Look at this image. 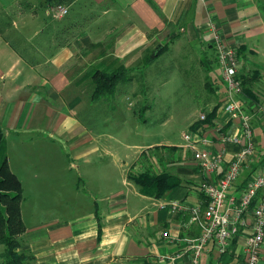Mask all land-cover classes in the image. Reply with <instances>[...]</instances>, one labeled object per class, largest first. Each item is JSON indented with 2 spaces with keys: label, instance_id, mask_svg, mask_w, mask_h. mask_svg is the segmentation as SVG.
<instances>
[{
  "label": "crops",
  "instance_id": "crops-1",
  "mask_svg": "<svg viewBox=\"0 0 264 264\" xmlns=\"http://www.w3.org/2000/svg\"><path fill=\"white\" fill-rule=\"evenodd\" d=\"M212 24L238 49L245 87L237 99L253 123L255 150L229 193L239 194L240 185L264 174V0H0V125L23 189L22 264H193L185 239L198 236L201 225L170 203L205 208L200 183L220 180L240 149L221 137L240 134V127L225 106ZM166 49L186 78L199 73L206 93L179 140L136 142L134 112L95 117L104 102L93 96L100 72L135 71L128 92L142 103L139 73L150 77L152 61ZM209 112L211 123L201 121ZM199 150L224 151L225 163L205 171ZM139 173H167L178 184L144 185L132 177ZM256 201L264 204V190ZM246 221L226 254L210 242L201 264L243 258L252 214ZM6 252L0 247V264H8Z\"/></svg>",
  "mask_w": 264,
  "mask_h": 264
},
{
  "label": "built area",
  "instance_id": "built-area-1",
  "mask_svg": "<svg viewBox=\"0 0 264 264\" xmlns=\"http://www.w3.org/2000/svg\"><path fill=\"white\" fill-rule=\"evenodd\" d=\"M58 11L61 15H65L68 9L59 5ZM211 31L222 80L227 86L225 106L232 118L239 120L240 127V134H223L221 137L226 142L233 141L239 144L240 149L228 164L220 180L216 183L211 181L200 183L199 188L207 198L205 208L180 202H172L170 206L187 211L191 215V220L201 225V233L198 236L185 239L184 245L192 254L193 264H201L202 254L208 249L210 242L215 244L219 253L226 254L234 237L247 224L248 215L252 214L253 225L251 234L247 237L245 256L234 264H258L264 242V204L257 202L256 197L259 190H264V174H258L253 180L240 185L239 194H229L236 188L235 182L255 150L253 123L251 115L237 99L244 93L243 80L239 73L238 49L225 41L215 24L211 25ZM262 111L264 113V106ZM200 119L205 120L206 114H202ZM185 139L192 141L191 133L185 134ZM195 156L205 171H214L225 163L224 151L211 156L210 152L199 150ZM163 235L171 236L169 231H164ZM216 264L229 263L219 260Z\"/></svg>",
  "mask_w": 264,
  "mask_h": 264
},
{
  "label": "rangeland",
  "instance_id": "rangeland-1",
  "mask_svg": "<svg viewBox=\"0 0 264 264\" xmlns=\"http://www.w3.org/2000/svg\"><path fill=\"white\" fill-rule=\"evenodd\" d=\"M151 66L153 72L150 77L145 75L148 72L147 70L142 75L139 73L141 87L137 90L139 92L146 90V101L142 103L138 101L141 103L138 104L137 98L132 92H128L131 91L132 87L127 80L118 84V89L116 88L114 95H106L100 98L104 102L102 105L98 104L100 106L92 112H94L95 117L99 114H107L110 118L116 120L133 112L136 113L138 117L136 123L133 124L134 132L132 133L136 142H149L168 137L179 140L180 134L183 131H188L186 118L195 112L194 108L200 107L201 98L206 94L205 88L199 79V73H195L194 70L189 72V77H185L181 70L182 63L177 58L175 59L171 50H163L152 61ZM130 74L137 75L135 71H130L124 75L129 77ZM128 96L131 98L130 100ZM129 102H132L133 105H129ZM145 103L146 106L142 107ZM112 105H117L122 111L112 112ZM139 107L142 109L140 112ZM139 174L137 177H139ZM23 186L27 188L26 184H23ZM25 192L30 193L28 188ZM27 199L24 203L25 210L31 214L33 210L31 199ZM0 247L4 248V245Z\"/></svg>",
  "mask_w": 264,
  "mask_h": 264
},
{
  "label": "trees",
  "instance_id": "trees-1",
  "mask_svg": "<svg viewBox=\"0 0 264 264\" xmlns=\"http://www.w3.org/2000/svg\"><path fill=\"white\" fill-rule=\"evenodd\" d=\"M132 71V69L120 66L113 72H100L95 78L94 98L99 100L106 95H114L115 90L120 82L129 80L124 74ZM242 78V77H241ZM243 80V86L245 82ZM206 114L204 122L211 123V115ZM137 182L144 184H156L161 188L167 189L178 181L171 180L169 174H149L142 173L137 177L132 176ZM24 199L23 189L18 177L10 170L7 160V147L4 139V133L0 125V244L6 246V258L8 264H22L24 256L17 252L20 238L19 236L25 231V223L21 216V203Z\"/></svg>",
  "mask_w": 264,
  "mask_h": 264
},
{
  "label": "water",
  "instance_id": "water-1",
  "mask_svg": "<svg viewBox=\"0 0 264 264\" xmlns=\"http://www.w3.org/2000/svg\"><path fill=\"white\" fill-rule=\"evenodd\" d=\"M161 48V46H159L158 48H157V51L159 50ZM158 52H156V54H157Z\"/></svg>",
  "mask_w": 264,
  "mask_h": 264
}]
</instances>
